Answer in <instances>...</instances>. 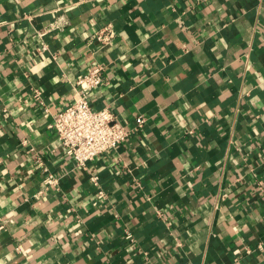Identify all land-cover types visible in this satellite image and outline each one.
<instances>
[{
  "label": "crops",
  "instance_id": "obj_1",
  "mask_svg": "<svg viewBox=\"0 0 264 264\" xmlns=\"http://www.w3.org/2000/svg\"><path fill=\"white\" fill-rule=\"evenodd\" d=\"M97 64L130 134L78 166ZM0 264H264V0H0Z\"/></svg>",
  "mask_w": 264,
  "mask_h": 264
},
{
  "label": "built area",
  "instance_id": "obj_2",
  "mask_svg": "<svg viewBox=\"0 0 264 264\" xmlns=\"http://www.w3.org/2000/svg\"><path fill=\"white\" fill-rule=\"evenodd\" d=\"M115 33L113 26L108 23L96 36L103 42H109ZM105 80L103 64H97L80 74L75 81L77 96L56 113L52 123L66 153L74 158L78 166H85L99 154L116 149L130 134L113 110L109 107L97 108L92 104V90ZM35 95L41 99L39 91ZM143 121V118L139 119V122ZM92 179L97 181V176ZM45 181L50 186L58 183V177L49 173ZM128 236L131 234L128 233Z\"/></svg>",
  "mask_w": 264,
  "mask_h": 264
}]
</instances>
